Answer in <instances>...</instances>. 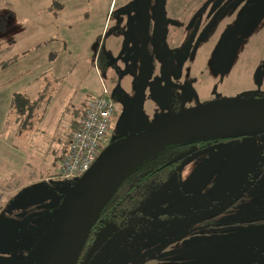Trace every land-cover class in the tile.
Masks as SVG:
<instances>
[{
	"label": "flooded vegetation",
	"instance_id": "obj_1",
	"mask_svg": "<svg viewBox=\"0 0 264 264\" xmlns=\"http://www.w3.org/2000/svg\"><path fill=\"white\" fill-rule=\"evenodd\" d=\"M54 2L57 13L66 7L79 8V14L99 28L101 85L112 102L113 121L128 123L137 88L140 98L133 121L140 109L147 110L143 118L152 115L160 120L214 100L264 96V0ZM94 60L98 62L96 57ZM229 140L236 143L227 152L191 155ZM184 142L179 156L193 150L178 156L174 177L181 163L182 173L190 176L182 181L184 189L181 181L175 182L184 196L173 198V202L179 204L183 198L184 206L192 205L190 211L148 219L155 229L110 230L101 238L96 234L75 264H144L173 248L166 253L184 256L187 238L197 234L207 237L213 232L222 237L225 246L222 264H264V133ZM201 173L217 174L215 183L214 178L196 182ZM225 181L230 186L217 192L214 186ZM197 184L204 185L198 188ZM198 193L202 199L196 198ZM185 197L192 200L184 202ZM156 220L178 225L160 230ZM119 234L122 236L117 240ZM113 237L116 244L110 250L107 244ZM145 242L148 246L143 245ZM212 253L216 264L221 253L213 249ZM28 254L21 259L22 264Z\"/></svg>",
	"mask_w": 264,
	"mask_h": 264
},
{
	"label": "rangeland",
	"instance_id": "obj_2",
	"mask_svg": "<svg viewBox=\"0 0 264 264\" xmlns=\"http://www.w3.org/2000/svg\"><path fill=\"white\" fill-rule=\"evenodd\" d=\"M54 1L0 0V218L23 223L28 214L37 213L22 228L0 223V253L6 254L0 256L3 264H22L21 259L28 254L29 247L48 228L54 209L52 206L56 205L57 196L63 195L69 188V183L48 177L46 173H55L59 164L56 157L66 150L64 140L70 120L86 100L100 92V85L103 84L98 57L102 50L99 28L94 21H86V16L79 14V8L66 7L67 10L57 13ZM13 94H21L36 105L28 126L17 135L14 130L18 120H14L13 110L9 109ZM146 116V109L137 111L129 130L126 120L112 121L100 147L127 132L143 129L160 118L152 115L143 118ZM235 143L229 140L191 155L212 150L227 152ZM177 170L176 178L172 176L143 202L141 212L147 218L190 211L192 205L184 206L183 198L179 204L173 202V198L181 195L175 182L182 183L190 176L182 173V163ZM199 175L196 182L205 183L213 178V182L216 181L217 174L215 177L211 173ZM222 184L215 185L214 189L221 192L230 186L227 181ZM185 185L182 183L181 188L184 189ZM203 185L195 186L202 188ZM185 191L192 193V189ZM33 195L37 198H32ZM192 195L189 196H203L199 193ZM190 200L185 197L184 202ZM177 225L174 222L159 228L172 230ZM154 227L149 224V229ZM110 230L109 227L101 228L97 237H104ZM213 234L187 238L184 246L188 247L184 256L166 253L174 250L167 249L144 264H213L216 255H213L212 249L220 251L216 264H222L225 246L222 237L218 238L215 232ZM121 236L119 234L117 240ZM147 241L150 242L149 239ZM115 244L113 237L107 245L111 250ZM143 245L148 246L147 242ZM42 254L44 249L39 256ZM169 255L170 258L165 257Z\"/></svg>",
	"mask_w": 264,
	"mask_h": 264
},
{
	"label": "water",
	"instance_id": "obj_3",
	"mask_svg": "<svg viewBox=\"0 0 264 264\" xmlns=\"http://www.w3.org/2000/svg\"><path fill=\"white\" fill-rule=\"evenodd\" d=\"M139 98L137 88L130 106L128 130L132 126ZM262 133L264 96L214 100L170 114L143 129L113 139L101 148L86 171L74 182H68L71 185L52 210L48 228L31 245L24 264H75L91 227L112 193L135 165L157 147L174 141L233 139ZM32 198H37V195ZM27 216L23 223L1 218L0 223L22 228L33 215ZM170 222L156 220L154 224ZM43 249L44 257L39 261L37 256Z\"/></svg>",
	"mask_w": 264,
	"mask_h": 264
},
{
	"label": "trees",
	"instance_id": "obj_4",
	"mask_svg": "<svg viewBox=\"0 0 264 264\" xmlns=\"http://www.w3.org/2000/svg\"><path fill=\"white\" fill-rule=\"evenodd\" d=\"M32 102L27 98L22 97L21 94H13L10 97L9 109L11 108L13 110L12 117L14 120H18V122L15 123L14 130L16 135L25 130V126H28L29 119L32 118V115L35 112L33 110L36 105ZM84 105L85 102L83 103L81 110H79L76 116L70 120L67 133L65 134V143L67 142L69 135L77 128L78 120L82 115ZM112 121L113 120L110 117L109 126ZM184 143V141H174L161 145L144 156L135 165V167L121 181L99 212L81 249L80 256L88 251V247L91 243L90 240L92 237L96 236L97 232L103 227H109L111 230L120 232L149 229V218L141 212V206L151 192L159 190L172 176L175 175L176 171L174 167L179 160L178 156L183 149ZM65 151L56 158L60 160ZM56 171L51 174L46 173V175L48 177L59 179ZM70 185L71 184H68V186ZM61 197L62 194L57 196L55 202L56 205L61 200ZM56 205L54 204L52 208H55ZM31 214L33 216L36 215L35 213ZM43 257L44 254L38 256L37 260L41 261Z\"/></svg>",
	"mask_w": 264,
	"mask_h": 264
},
{
	"label": "built area",
	"instance_id": "obj_5",
	"mask_svg": "<svg viewBox=\"0 0 264 264\" xmlns=\"http://www.w3.org/2000/svg\"><path fill=\"white\" fill-rule=\"evenodd\" d=\"M112 113V102L100 85V92L85 101L77 128L67 139L66 151L57 166L56 174L59 179L74 182L89 168L101 150L100 145L109 130Z\"/></svg>",
	"mask_w": 264,
	"mask_h": 264
},
{
	"label": "clouds",
	"instance_id": "obj_6",
	"mask_svg": "<svg viewBox=\"0 0 264 264\" xmlns=\"http://www.w3.org/2000/svg\"><path fill=\"white\" fill-rule=\"evenodd\" d=\"M6 44V41H3Z\"/></svg>",
	"mask_w": 264,
	"mask_h": 264
}]
</instances>
